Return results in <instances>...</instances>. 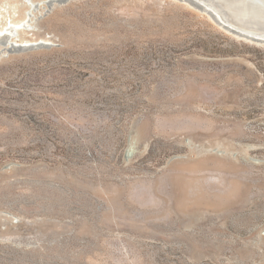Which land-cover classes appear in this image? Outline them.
<instances>
[{
  "label": "rangeland",
  "instance_id": "1",
  "mask_svg": "<svg viewBox=\"0 0 264 264\" xmlns=\"http://www.w3.org/2000/svg\"><path fill=\"white\" fill-rule=\"evenodd\" d=\"M5 26L0 264H264V45L175 0Z\"/></svg>",
  "mask_w": 264,
  "mask_h": 264
},
{
  "label": "bare ground",
  "instance_id": "2",
  "mask_svg": "<svg viewBox=\"0 0 264 264\" xmlns=\"http://www.w3.org/2000/svg\"><path fill=\"white\" fill-rule=\"evenodd\" d=\"M198 1L213 10L229 26L244 33L264 38V0ZM16 28L18 29L20 27H0V42L4 43L2 38H5L7 42L14 35Z\"/></svg>",
  "mask_w": 264,
  "mask_h": 264
},
{
  "label": "water",
  "instance_id": "3",
  "mask_svg": "<svg viewBox=\"0 0 264 264\" xmlns=\"http://www.w3.org/2000/svg\"><path fill=\"white\" fill-rule=\"evenodd\" d=\"M175 1H178L183 4H187L193 9L199 11L200 13L207 15L210 18V20L213 23H215L218 27L222 28L226 32L238 38L245 39L247 41L256 43L258 45H264V38L256 37V36L244 33L242 31H239L229 26L228 24L224 23L213 10H211L210 8H208L207 6H205L203 3L199 2L198 0H175ZM2 40L3 42H5V38H2Z\"/></svg>",
  "mask_w": 264,
  "mask_h": 264
}]
</instances>
